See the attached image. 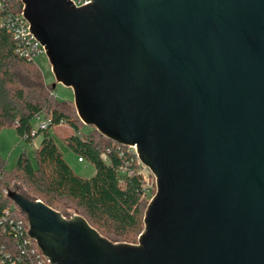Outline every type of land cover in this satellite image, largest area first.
<instances>
[{
    "label": "water",
    "instance_id": "95a60500",
    "mask_svg": "<svg viewBox=\"0 0 264 264\" xmlns=\"http://www.w3.org/2000/svg\"><path fill=\"white\" fill-rule=\"evenodd\" d=\"M22 3L78 118L155 178L135 243L9 189L50 264H264V0Z\"/></svg>",
    "mask_w": 264,
    "mask_h": 264
},
{
    "label": "trees",
    "instance_id": "16d2710c",
    "mask_svg": "<svg viewBox=\"0 0 264 264\" xmlns=\"http://www.w3.org/2000/svg\"><path fill=\"white\" fill-rule=\"evenodd\" d=\"M16 44L15 38L0 27V129L14 124L20 140L27 143L39 133L41 137L33 151L35 164L25 151L19 153L9 168L0 157V214L4 207L11 205L1 190L16 178L54 209L63 203L70 204L109 240L135 242L143 230L148 202L141 172L144 166L126 145L104 137L93 126L87 125L90 129L83 130L86 124L77 117L75 106L70 107V100L54 95V87L45 83L33 59L14 52ZM42 112L49 116L48 126L33 135L31 121ZM62 123L70 131L59 136L51 129ZM59 137L77 157L94 166L91 176L81 177L72 170L56 142ZM125 163L133 169V174L120 173L119 167ZM1 228L0 245L15 249L13 237Z\"/></svg>",
    "mask_w": 264,
    "mask_h": 264
},
{
    "label": "built area",
    "instance_id": "2783aa9c",
    "mask_svg": "<svg viewBox=\"0 0 264 264\" xmlns=\"http://www.w3.org/2000/svg\"><path fill=\"white\" fill-rule=\"evenodd\" d=\"M69 1L78 6L89 3L91 0ZM22 9V0H0V27L5 28L15 38L17 44L14 52L18 56L33 59L34 55L44 52V48L33 37ZM34 118L40 119V121L36 126L32 125L31 134L33 135L37 130L45 129L49 123V116L43 112L37 113ZM126 146L136 156L134 146ZM77 160L81 161L82 159L77 157ZM137 161L139 162L138 159ZM119 171L126 176L134 172L128 163L120 166ZM8 190V187H3L1 193L7 197ZM0 226L4 233H8L13 237L15 244V249L5 247L3 244L0 245V264H14L15 261L18 263L24 262V264H50L48 257L43 254L36 241L29 236L26 217L12 202L11 205L2 209Z\"/></svg>",
    "mask_w": 264,
    "mask_h": 264
},
{
    "label": "rangeland",
    "instance_id": "374dc122",
    "mask_svg": "<svg viewBox=\"0 0 264 264\" xmlns=\"http://www.w3.org/2000/svg\"><path fill=\"white\" fill-rule=\"evenodd\" d=\"M34 63L38 66L40 69L43 79L45 83L47 84H55L54 85V95L59 99H68L71 102L68 101V105L71 107H74L73 103V95L72 90L70 87H66L62 85L59 82L55 81L54 75L51 71L49 60L44 52L38 53L34 55L33 57ZM74 111L76 113L75 107ZM78 117V116H77ZM40 121V119L33 118L31 121V124L33 126H36L37 123ZM83 124L82 122L80 125ZM90 129L89 126H83V130L88 131ZM42 130V129H41ZM54 133H57L59 136L65 132H69L70 129L66 126L65 123L60 124L59 126L53 127L51 129ZM61 133V134H59ZM40 133L29 143L22 142L15 132L14 124L10 126H4L0 129V157L5 160V166L7 168L11 167L20 152L25 151L29 159L33 164H35V158L33 155L34 148L38 145L39 139H40ZM56 142L58 144V147L63 153V157L65 161L69 164V166L72 168V170L81 177H89L94 173V166L87 162L86 160H77V155L70 150L67 145H65L60 137L56 138ZM141 172L144 175L145 178V186H146V197L149 200L153 193L155 192V178L153 174L149 171V169L145 167H141ZM9 189L16 188L18 191L28 194L29 196H34L30 190L26 187L25 183L20 180L13 178L11 180V183L8 186ZM154 189V192L153 190ZM148 203V202H147ZM59 210L62 214L69 217L72 214L79 213L76 209H74L73 206L67 203H63ZM80 214V213H79ZM137 242V239L135 240ZM132 242V243H135Z\"/></svg>",
    "mask_w": 264,
    "mask_h": 264
}]
</instances>
